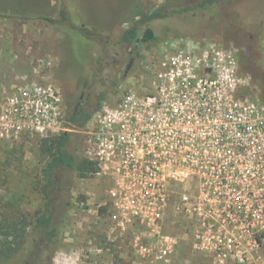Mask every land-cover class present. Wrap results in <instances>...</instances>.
<instances>
[{"label": "built area", "instance_id": "2783aa9c", "mask_svg": "<svg viewBox=\"0 0 264 264\" xmlns=\"http://www.w3.org/2000/svg\"><path fill=\"white\" fill-rule=\"evenodd\" d=\"M238 52L164 41L147 87L122 89L80 128L55 86L19 85L0 101L1 134L83 136L80 155L112 179L113 219L138 227L140 264L171 262L173 216L207 264H264V102L249 97Z\"/></svg>", "mask_w": 264, "mask_h": 264}, {"label": "rangeland", "instance_id": "374dc122", "mask_svg": "<svg viewBox=\"0 0 264 264\" xmlns=\"http://www.w3.org/2000/svg\"><path fill=\"white\" fill-rule=\"evenodd\" d=\"M189 1L0 0V101L19 85H53L61 92L68 113L81 93L83 101L88 96L92 110L103 93L101 104L112 101L122 89L147 87L149 67L161 45L178 34L237 46L240 71L249 73L253 81L249 97L260 101L264 96V0H218L206 8L152 21L155 41L130 49L116 42L137 12L180 8ZM241 19L251 23L241 25L237 22ZM80 27L93 33L86 36ZM81 34L85 47L73 43ZM57 134L0 131V220L26 222L22 247L0 264H140L133 248L138 227H124L113 219L108 201L112 179L104 174L80 177L74 171H61L53 196L58 235L47 242L33 230L34 219L45 205L40 170L46 157L39 144L42 138ZM83 139L75 146L78 154H82ZM170 224L178 249L169 264H207L191 249L178 217L173 216ZM6 242L0 234V250Z\"/></svg>", "mask_w": 264, "mask_h": 264}, {"label": "trees", "instance_id": "16d2710c", "mask_svg": "<svg viewBox=\"0 0 264 264\" xmlns=\"http://www.w3.org/2000/svg\"><path fill=\"white\" fill-rule=\"evenodd\" d=\"M218 0H192L181 6L180 8L169 7V8H157L150 12L139 11L133 17L132 24L125 28L117 39V43L126 46L128 49L135 46L140 42H150L157 40V36L150 26V23L156 19L167 17L171 14L186 12L189 10H196L201 8H206L217 2ZM62 19L66 20V11H60ZM46 18V17H44ZM52 21L50 17L46 18ZM227 19H229L227 17ZM238 23L246 26V22L251 23L249 20L242 22L238 20ZM249 25V24H248ZM80 30L89 36L93 32L88 31L80 27ZM77 36L73 40L74 44H83L85 36ZM177 35V34H176ZM178 36H189L186 34H178ZM192 37V36H191ZM235 39V38H234ZM237 39V38H236ZM87 57V51H86ZM85 57V58H86ZM85 58L82 60L81 65L84 63ZM116 84V83H114ZM249 91V90H248ZM249 93V92H248ZM104 98V93L98 97L94 108L88 109L85 106H81L76 110H71L68 113V121L75 127H83L90 119L93 111L97 110L102 103ZM262 102H264V96L261 97ZM81 135L75 132H61L57 135L44 137L40 140L39 149L41 153L46 157V162L40 170V191L43 195L45 201L44 210L41 211L34 219L33 230L41 233L47 242L54 241L58 235L60 222L54 218V200L53 196L56 191L55 181L56 177L61 171H74L80 177H87L95 174L98 170L95 162L81 156L76 152V144L79 142ZM101 211L104 207L100 208ZM26 229L25 220L12 221L9 222L6 219L0 220V234L7 240L3 244L0 250V261L9 259L16 251H18L24 242ZM11 239L8 240V237Z\"/></svg>", "mask_w": 264, "mask_h": 264}, {"label": "flooded vegetation", "instance_id": "af4514ba", "mask_svg": "<svg viewBox=\"0 0 264 264\" xmlns=\"http://www.w3.org/2000/svg\"><path fill=\"white\" fill-rule=\"evenodd\" d=\"M239 65H240V64H239ZM83 98H84V95H83V93H81V94L79 95V97H78V100L75 102V104H74L73 107H72L73 110H76V109H78V108L81 107V106H85L86 108L92 106L91 103H90V101H89L88 96H86V98H87L86 101H83ZM97 100H98V99H97ZM95 103H96V102H95ZM95 103H93L94 106H95ZM72 109H71V110H72ZM71 110H70V111H71Z\"/></svg>", "mask_w": 264, "mask_h": 264}, {"label": "crops", "instance_id": "0c3cea01", "mask_svg": "<svg viewBox=\"0 0 264 264\" xmlns=\"http://www.w3.org/2000/svg\"><path fill=\"white\" fill-rule=\"evenodd\" d=\"M186 235V234H185ZM186 239L188 240V243H189V245H190V247H191V244H190V239L187 237V235H186ZM177 249H178V244L176 245V248H175V251H174V253L177 251ZM191 249H193L192 247H191ZM194 250V249H193ZM196 253H198L196 250H194ZM174 253H173V255H174ZM176 254V253H175ZM201 257H203L200 253H198ZM204 258V257H203ZM205 259V258H204Z\"/></svg>", "mask_w": 264, "mask_h": 264}]
</instances>
